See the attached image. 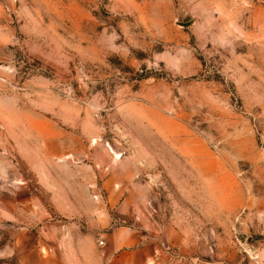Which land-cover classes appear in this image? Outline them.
Instances as JSON below:
<instances>
[{"label": "rangeland", "instance_id": "obj_1", "mask_svg": "<svg viewBox=\"0 0 264 264\" xmlns=\"http://www.w3.org/2000/svg\"><path fill=\"white\" fill-rule=\"evenodd\" d=\"M140 248L264 264V0H0V264Z\"/></svg>", "mask_w": 264, "mask_h": 264}, {"label": "crops", "instance_id": "obj_2", "mask_svg": "<svg viewBox=\"0 0 264 264\" xmlns=\"http://www.w3.org/2000/svg\"><path fill=\"white\" fill-rule=\"evenodd\" d=\"M131 237L128 238L127 240H124L123 238L120 237H115V236H110L107 240V245H106V250L108 252H112L114 249V247L116 246L117 248L122 247L123 245H125L127 242L131 241ZM116 248V249H117ZM145 248H140V250L136 251L135 254L140 255L141 258L138 262L145 264L147 263V260L149 258V254L145 253ZM144 251V252H143ZM122 255H124V253H122Z\"/></svg>", "mask_w": 264, "mask_h": 264}, {"label": "water", "instance_id": "obj_3", "mask_svg": "<svg viewBox=\"0 0 264 264\" xmlns=\"http://www.w3.org/2000/svg\"><path fill=\"white\" fill-rule=\"evenodd\" d=\"M184 19H188V17L186 16V17H184Z\"/></svg>", "mask_w": 264, "mask_h": 264}]
</instances>
